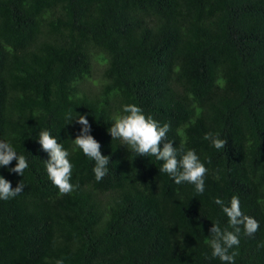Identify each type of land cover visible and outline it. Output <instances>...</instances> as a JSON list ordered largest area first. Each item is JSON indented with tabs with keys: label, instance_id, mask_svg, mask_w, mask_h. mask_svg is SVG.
<instances>
[{
	"label": "trees",
	"instance_id": "trees-1",
	"mask_svg": "<svg viewBox=\"0 0 264 264\" xmlns=\"http://www.w3.org/2000/svg\"><path fill=\"white\" fill-rule=\"evenodd\" d=\"M127 104L196 152L203 194L113 140ZM78 115L110 157L101 181L72 142ZM41 130L69 152L68 194L49 179ZM0 140L28 163L22 176L15 160L0 166L24 186L0 200V264H222L205 241L229 227L215 200L233 196L259 223L241 230L235 264H264V0H0Z\"/></svg>",
	"mask_w": 264,
	"mask_h": 264
},
{
	"label": "clouds",
	"instance_id": "clouds-1",
	"mask_svg": "<svg viewBox=\"0 0 264 264\" xmlns=\"http://www.w3.org/2000/svg\"><path fill=\"white\" fill-rule=\"evenodd\" d=\"M67 119H72L71 114ZM74 121L82 128L72 142L75 148L82 150L86 156L95 161L93 172L96 180L101 181L108 173L110 157L102 155L101 144L90 134L91 125L87 117L78 115ZM108 131L113 140H120L138 156H154L161 161L159 171L168 174L176 184L187 182L194 185L198 194H203L207 168L194 150L185 151L183 145L174 148L172 142H165L170 125L161 126L151 116H146L137 105L127 104L123 106L122 114L113 117L112 126ZM38 137V143L49 157L45 161L49 179L61 194L70 193L74 190V186L71 183L72 164L69 160V152L47 130L39 131ZM204 139L210 141L217 150L225 148L227 144V140L211 132L207 133ZM14 160L17 161L16 166L9 170L22 176L28 167L25 156L18 155L10 143L0 140V166L8 167ZM23 187L20 183L13 189L11 182L0 176V200L15 198L23 191ZM215 203L221 206L223 213L228 217L229 227L222 229L219 223L213 224L210 229L211 236L205 243L210 247L212 257L219 258L222 264H235L238 252H230V250L239 246L241 230L243 229L246 235L253 236L259 229V223L242 212L237 196H233L227 205L219 198ZM259 246L264 248V242ZM56 264H63V260H57Z\"/></svg>",
	"mask_w": 264,
	"mask_h": 264
},
{
	"label": "rangeland",
	"instance_id": "rangeland-1",
	"mask_svg": "<svg viewBox=\"0 0 264 264\" xmlns=\"http://www.w3.org/2000/svg\"><path fill=\"white\" fill-rule=\"evenodd\" d=\"M97 76H98V74H97V72L94 74V77H93V79L96 81L98 78H97Z\"/></svg>",
	"mask_w": 264,
	"mask_h": 264
}]
</instances>
